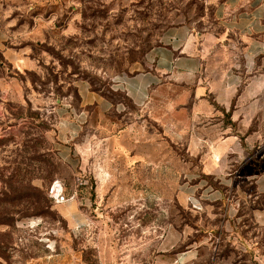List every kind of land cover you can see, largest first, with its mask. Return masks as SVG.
Masks as SVG:
<instances>
[{
    "label": "rangeland",
    "instance_id": "rangeland-1",
    "mask_svg": "<svg viewBox=\"0 0 264 264\" xmlns=\"http://www.w3.org/2000/svg\"><path fill=\"white\" fill-rule=\"evenodd\" d=\"M182 24L216 28L199 0H0V264H264L228 242L262 230L263 199L205 179L183 207L202 174L182 115L165 132L119 90Z\"/></svg>",
    "mask_w": 264,
    "mask_h": 264
},
{
    "label": "crops",
    "instance_id": "crops-1",
    "mask_svg": "<svg viewBox=\"0 0 264 264\" xmlns=\"http://www.w3.org/2000/svg\"><path fill=\"white\" fill-rule=\"evenodd\" d=\"M199 1L213 11L216 28H170L147 53L145 69L119 80L118 87L140 112L162 114L165 132L174 122L172 112L182 115L176 120L182 123L178 136L187 141L190 169L203 175L191 176L195 182L179 191L183 207L202 194L205 179L222 187L214 189L219 198L253 203L264 196V0ZM255 218L262 230H246L247 238L232 234L227 241L264 262V211H256ZM195 262L191 249L170 264Z\"/></svg>",
    "mask_w": 264,
    "mask_h": 264
},
{
    "label": "built area",
    "instance_id": "built-area-1",
    "mask_svg": "<svg viewBox=\"0 0 264 264\" xmlns=\"http://www.w3.org/2000/svg\"><path fill=\"white\" fill-rule=\"evenodd\" d=\"M51 197L55 199L56 202L60 203L64 201V197L62 195V192L60 190V186L58 185V183H56L53 186V189L51 191Z\"/></svg>",
    "mask_w": 264,
    "mask_h": 264
},
{
    "label": "trees",
    "instance_id": "trees-1",
    "mask_svg": "<svg viewBox=\"0 0 264 264\" xmlns=\"http://www.w3.org/2000/svg\"><path fill=\"white\" fill-rule=\"evenodd\" d=\"M151 51V50H150ZM126 96V95H125ZM126 98L129 100V102H131L132 103V101L126 96ZM133 104V103H132ZM135 106V105H134ZM136 107V106H135ZM261 199H263V201H264V196H261L260 197V199L259 200H261ZM262 201V200H261ZM198 262H196L195 264H197Z\"/></svg>",
    "mask_w": 264,
    "mask_h": 264
}]
</instances>
